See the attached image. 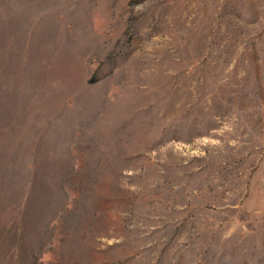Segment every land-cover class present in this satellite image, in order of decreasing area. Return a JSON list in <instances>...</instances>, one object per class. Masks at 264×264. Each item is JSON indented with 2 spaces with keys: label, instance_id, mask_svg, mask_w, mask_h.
Returning <instances> with one entry per match:
<instances>
[{
  "label": "rangeland",
  "instance_id": "obj_1",
  "mask_svg": "<svg viewBox=\"0 0 264 264\" xmlns=\"http://www.w3.org/2000/svg\"><path fill=\"white\" fill-rule=\"evenodd\" d=\"M0 264H264V0H0Z\"/></svg>",
  "mask_w": 264,
  "mask_h": 264
}]
</instances>
